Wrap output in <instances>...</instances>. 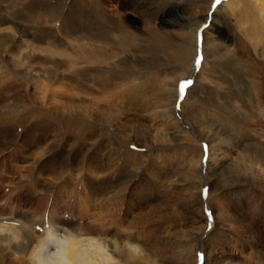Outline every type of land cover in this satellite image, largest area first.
Returning a JSON list of instances; mask_svg holds the SVG:
<instances>
[{"label": "rangeland", "instance_id": "obj_1", "mask_svg": "<svg viewBox=\"0 0 264 264\" xmlns=\"http://www.w3.org/2000/svg\"><path fill=\"white\" fill-rule=\"evenodd\" d=\"M84 2L89 9L99 7L110 19L122 22L129 32L137 34L150 24L180 34L203 23V18L225 32V46L230 53L242 58L243 68H253L250 71L256 75L252 83L242 78L240 89L248 88L251 97L260 95L253 106L247 108L241 101L236 105L250 119L241 114L235 119L239 113L234 108L230 127L246 134L248 143L258 141L264 145V47L254 50L248 43L252 41L253 25L259 31L261 28L259 39L264 43V26L262 21L259 24L246 18L249 11L243 0H234L236 7L232 11L225 0H216L212 5L211 0H68L60 8L65 15L54 23L58 36L52 31L45 44L52 47L51 42H63L61 35L68 28L62 23L64 17ZM41 11L38 8L34 14ZM32 14L33 11L29 13ZM200 45L199 41V48ZM59 48L64 51L63 46ZM41 55L40 61H29L30 71L37 78L33 87L23 81L20 70L9 60H0V215L6 217L5 223L28 225L30 217L23 218L21 213L27 203L20 201L27 192L34 201L35 196L49 199L75 188L79 210L67 209V213L75 214L73 219L65 218L64 228L74 230L76 224L88 223L93 215L105 217L111 223L109 238L125 242L124 237H131L132 244L140 246L142 253L138 256L142 259L145 255L140 264H264V160H255L249 148L235 147L225 156L221 177L219 174L211 181L213 166L208 159L214 150H220L215 146L217 138L212 139L214 144L206 142V135L196 129L181 106L178 125L182 129L173 121L154 118L157 112L151 108L155 105L147 106L149 110L145 111L126 106L131 109L126 112L121 102L113 103L116 107L85 102L91 100L90 96L100 100L104 95L90 81L93 73L86 75L89 91L77 88L67 79L71 76L69 70L58 64L66 57ZM186 74L177 71V81L183 82ZM69 97H73L81 114H69ZM226 108L230 112L233 109L226 106L222 111H228ZM209 109L208 112L214 110L213 106ZM103 119L110 125L100 122ZM135 130L143 131V136H136ZM178 132H183L182 138H178ZM228 135L223 134V139ZM12 199L15 202L11 208L3 206Z\"/></svg>", "mask_w": 264, "mask_h": 264}, {"label": "bare ground", "instance_id": "obj_2", "mask_svg": "<svg viewBox=\"0 0 264 264\" xmlns=\"http://www.w3.org/2000/svg\"><path fill=\"white\" fill-rule=\"evenodd\" d=\"M66 1L68 0L60 2L61 4L57 6L59 0H0V60H9L12 66L17 67L21 76L23 75V81L29 87H33L37 82V78L30 71L32 67L30 60L40 61L43 53L51 57H66L58 64L60 68L65 67L69 70L71 76L67 75V79L70 85L74 84L77 88H85L89 91L90 87L85 81H87L86 75L92 72L93 77L92 79L90 77V81L93 82L96 89L98 88L100 95L104 94L100 100L92 99L90 96L91 100L85 102H103L112 107H116L113 103L121 102L122 108L126 112L131 110L125 109L126 106L145 111L148 109L147 106L155 105L154 108H151L154 110L153 112H157V115L153 113L154 118L158 116L161 119L160 122L162 120L173 121L177 128L182 129L180 124L178 125V122L181 121L180 115H182V110L178 109L181 106L196 129L204 136L206 135V142L217 138L215 146L217 145L220 150H212L213 154L208 159V162L213 166L212 170L210 169L211 173L207 172L211 175V181L219 177V174L221 177L225 156L229 150H233L235 147L249 148V152H253L255 160H264L263 144L258 141L248 143L249 137L246 134L241 133L239 129L233 130L230 127L234 119L230 115L231 113L235 114L234 108L239 113V115H234L235 119L240 114L243 115L241 109H238L236 105L241 101L246 102L247 108L250 104L253 106L255 98L259 100L260 95L253 94L251 97L248 88L240 89V80L243 78L251 82L255 79H252L255 72L251 73L253 71L250 70L253 68L250 70L243 68L242 58L230 53L225 46L227 42H225V32H221L210 23L208 24V19L203 18V23H196L190 26L189 31L180 34L163 31L162 27L152 26L153 24H150L151 28L142 29L137 34V32H129L121 21L122 24L110 19L99 10V7L89 9L88 4L84 2L83 5H77L70 9L67 16L64 17L62 23L64 22L68 28L63 27L66 28L61 35L63 42L58 43L54 40L55 44L51 42L53 46H48L45 41L52 35L51 32L53 31L55 34L56 31V35L59 32V30H55L56 24L54 23L59 22V18L65 15L63 8L61 10L60 8ZM206 1L204 0V2ZM211 1H213L210 2L212 5L216 0ZM233 1L225 0L224 2L231 11L236 7ZM243 1L242 4H245L249 11L246 13L249 17L246 16V18H249L250 21L254 20L256 23L262 21L264 26V0ZM38 8H41L42 11L39 14H34ZM32 11L33 14L29 15ZM24 21H26L25 25H23ZM172 25L166 24V27L172 28ZM258 31V26L253 25V32L250 33L251 43L245 38L254 50L261 45L264 47V43H261L262 41L259 39L262 35V32L259 33L261 28ZM54 34L52 38H54ZM208 34L212 36H208ZM191 39L192 43H190ZM245 44L244 46H246ZM61 46L64 47V51L60 48L58 50V47ZM200 49L201 54L199 55ZM43 56L46 57V55ZM37 57H39L38 60ZM191 60L194 62L191 63ZM82 63L87 66H81ZM188 66H191L190 70L187 68ZM179 70L187 73L183 82L177 81L178 76L175 74ZM77 84L79 85L77 86ZM181 84L185 85L182 93L180 91ZM253 88L257 89V92L260 90L256 87ZM227 94H232L234 99ZM69 99L70 105H72V107L69 105L67 109L71 111L69 114L72 112L81 114V110L74 106L73 97H69ZM212 106L214 110L208 112ZM226 106L233 108L231 112L227 108L229 113L222 111ZM216 109H220L223 113L217 112ZM251 110L249 108V113ZM97 111L102 114L98 108ZM13 113L16 114L14 111ZM82 113L85 115L83 111ZM244 115L250 119L246 113ZM77 116L75 115V117ZM104 119L100 122L105 121V124L109 126L111 122ZM142 132L135 130L136 136L138 133L139 136H143ZM235 132H239L240 136H236ZM178 133H176L178 138H182L183 132ZM228 133L231 134L228 135ZM223 134L228 135L226 138L224 137L225 140ZM220 136L222 137L220 138ZM162 138H164V134ZM176 140L177 138H175ZM75 192L76 189L72 188L68 192L65 190L63 195L58 194L49 199H38L35 196L34 201L32 200L33 195L29 196L27 192V196L20 201L27 203L21 213H23V218L30 217L28 225L16 227L5 223L6 217L3 218V214H1L0 264H52V262L55 264H140L141 257L138 254L142 252H136L132 247L131 237H124L127 239V241L124 240L125 242L118 238L108 237L111 223L105 217L93 215L88 223L82 224L80 221L76 224L74 230L64 228L65 218L67 216L72 218L75 214V212L67 213V209L79 210ZM14 199L3 206L11 208V203L15 202ZM87 209H84L85 213L88 212ZM9 211L11 212V210ZM76 216L78 215L76 214ZM81 216L82 214H80ZM33 217L35 219L32 220Z\"/></svg>", "mask_w": 264, "mask_h": 264}, {"label": "clouds", "instance_id": "obj_3", "mask_svg": "<svg viewBox=\"0 0 264 264\" xmlns=\"http://www.w3.org/2000/svg\"><path fill=\"white\" fill-rule=\"evenodd\" d=\"M132 247H133L137 252H140V251H141L139 245H132ZM52 264H55V262H52Z\"/></svg>", "mask_w": 264, "mask_h": 264}, {"label": "snow or ice", "instance_id": "obj_4", "mask_svg": "<svg viewBox=\"0 0 264 264\" xmlns=\"http://www.w3.org/2000/svg\"><path fill=\"white\" fill-rule=\"evenodd\" d=\"M197 63H199V60H197ZM184 87H185V85H184V84H181V85H180V91H181V93L183 92V90H184Z\"/></svg>", "mask_w": 264, "mask_h": 264}]
</instances>
